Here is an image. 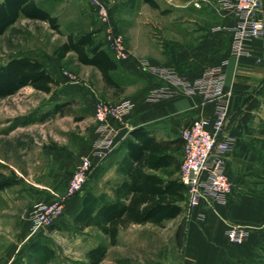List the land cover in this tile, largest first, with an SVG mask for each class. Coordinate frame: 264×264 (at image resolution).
Instances as JSON below:
<instances>
[{"label": "rangeland", "instance_id": "rangeland-1", "mask_svg": "<svg viewBox=\"0 0 264 264\" xmlns=\"http://www.w3.org/2000/svg\"><path fill=\"white\" fill-rule=\"evenodd\" d=\"M101 1L130 48V58L140 57V50L153 48L154 42L165 39L160 37L158 24L168 35L169 23L186 16L183 10L175 11L167 0H153L157 6L149 0ZM66 3L59 0L52 8L58 14L55 16L60 30L45 20L20 17L0 35V66L14 56L30 55L40 59L58 81L50 92L26 85L0 97V184L4 185L0 189V264H87V251L99 243L108 245V264H184L183 223L178 227L171 223L132 227L120 233L115 245L98 227L85 225V217L95 211L101 195L109 192L117 177L106 180L102 175L96 182L89 174L84 188L66 200L60 218L29 235L31 207L61 197L82 159H90L93 169L99 165L92 159L100 124L94 102L119 103L121 100L115 102L113 98L119 95L122 85L129 84L128 76L117 72L121 86L109 87L100 72L80 62L75 52L58 55L56 49L69 34L91 33L94 43L110 51L105 25L89 0H72L71 5L63 6ZM216 3L204 0L200 5L193 2V7ZM78 12L85 13L92 25L87 26L81 19L77 28L74 17ZM188 16L215 19L199 9ZM56 104L64 105L63 113L53 112Z\"/></svg>", "mask_w": 264, "mask_h": 264}, {"label": "crops", "instance_id": "crops-1", "mask_svg": "<svg viewBox=\"0 0 264 264\" xmlns=\"http://www.w3.org/2000/svg\"><path fill=\"white\" fill-rule=\"evenodd\" d=\"M36 1L51 14L58 15L52 8L59 0ZM65 1L72 4V0ZM154 1L159 3L160 0ZM167 1L173 4L175 11L183 10L186 16L169 23L168 35L163 25L158 24L160 37L165 38L163 41L154 42L153 48L140 50V57L117 61L112 54L110 56L117 63V69L110 72L112 78L117 81V72L129 78L126 86L117 81L123 89L113 101L128 98L133 101V107L121 122L111 121L117 145L103 161L98 162L92 156L94 163L99 165L92 168L90 175L95 176L96 182L102 175L106 180L119 178L118 163L126 152L125 140L139 127H145L157 139L181 140V147L175 152L180 169L184 146L182 129L199 116L210 119L215 116L219 100L207 99L201 91L187 92L179 88L172 95L150 98L154 90L168 81L144 68L142 59L172 69L188 80L200 77L208 67L221 65L225 72L224 98L228 113L225 135L231 142L225 157V171L231 181V191L223 201L210 205L205 201L193 208L184 205L180 215L165 219L163 225H185L184 264H264V37L247 40L249 52L236 55L231 43L238 17L231 9L217 5L197 8L193 7L194 0ZM67 3L63 6H68ZM194 9L213 15L215 19L188 16ZM87 13L90 18L91 14ZM81 19L87 26L92 25L85 13L78 12L74 17L77 28ZM179 30L184 33L179 35ZM93 67L103 78L101 70ZM175 175L179 178V170ZM110 193L111 188L107 194ZM229 224L247 227L243 242L236 243L228 238ZM151 225L159 226L152 222L132 223L122 228L119 235L132 227Z\"/></svg>", "mask_w": 264, "mask_h": 264}, {"label": "trees", "instance_id": "trees-1", "mask_svg": "<svg viewBox=\"0 0 264 264\" xmlns=\"http://www.w3.org/2000/svg\"><path fill=\"white\" fill-rule=\"evenodd\" d=\"M153 6L156 2L149 0ZM20 17L41 19L60 30L58 18L38 4L36 0H0V35ZM74 51L83 64L99 68L104 80L113 87L119 84L111 76L117 69L108 49L94 43L91 33L69 34L56 52L60 57ZM56 77L38 58L18 55L0 66V97L16 93L21 87L50 92L57 85ZM63 104H56L54 113L64 112ZM125 140L126 152L118 163L119 178L111 186V193L101 195L92 214L85 217L86 226L98 227L109 238L118 242L119 231L132 223L152 222L163 225L165 219L175 218L184 209L187 188L175 175L179 170L176 151L181 140L157 139L145 127L135 128ZM4 185L0 184V189ZM108 245L99 243L87 251V264L105 263Z\"/></svg>", "mask_w": 264, "mask_h": 264}, {"label": "built area", "instance_id": "built-area-1", "mask_svg": "<svg viewBox=\"0 0 264 264\" xmlns=\"http://www.w3.org/2000/svg\"><path fill=\"white\" fill-rule=\"evenodd\" d=\"M204 0H194L196 5ZM96 13L105 25L106 40L111 54L118 61L131 57V50L124 37L112 23L110 12L105 2L89 0ZM264 0H219L217 6L231 9L238 17L233 27L232 52L236 55L247 54V40L264 37ZM144 68L156 72L167 79L168 84L154 90L150 98L174 94L182 88L187 92L201 91L207 99H218L219 104L213 119L199 116L194 118L181 132L184 141L183 156L180 161L179 179L187 188L186 207L193 208L201 201L208 205L223 201L231 191V181L225 171L226 153L231 148L230 139L225 135L227 125V105L224 98L225 72L221 65L208 67L202 75L188 80L174 70L158 67L142 59ZM133 107L131 99H123L119 103L109 105L95 100L94 110L99 120V137L95 144L94 156L100 162L113 150L116 144V130L110 120L121 121L129 115ZM93 164L90 159H82L68 181L65 193L49 201L35 203L29 212L31 227L29 235L38 233L53 225L62 215L66 200L81 191L88 181ZM228 238L241 243L247 236V227L229 224Z\"/></svg>", "mask_w": 264, "mask_h": 264}]
</instances>
